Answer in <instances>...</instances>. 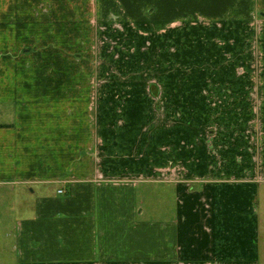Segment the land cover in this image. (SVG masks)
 Returning <instances> with one entry per match:
<instances>
[{
  "label": "crops",
  "instance_id": "crops-1",
  "mask_svg": "<svg viewBox=\"0 0 264 264\" xmlns=\"http://www.w3.org/2000/svg\"><path fill=\"white\" fill-rule=\"evenodd\" d=\"M259 2L264 7V0H116L117 15L112 19L122 26L200 24L198 30L202 25L214 31L189 33V44L182 49L184 57L196 58L195 69H187L191 63L186 60L182 66L191 73L207 74L193 82L192 92L187 91L188 83L155 86L145 96L137 81H40L28 55L0 48V191L8 195L4 201L10 215L17 217L8 231L12 241L7 246L14 264L258 262V185L253 180L240 182L237 172L240 167L248 169L249 160L253 161L240 160L231 142L230 146L221 143V137L226 143L228 137L233 139L231 122L238 115L231 108L230 112L209 114L217 121H228L231 129L214 137L211 132H194L187 123L180 129L165 126L148 133L147 161L134 157L115 160L114 156L103 162L86 156L73 158L93 148L116 155L118 148L125 152L127 143L126 151L135 154L139 151L135 147L145 143V135L136 124L120 128L116 121L155 120L152 105L178 103L174 97L180 104L192 99L205 106H264V80L222 76L239 73L249 54H240L235 43H224L232 42L235 35L226 36L220 26L244 21L248 17L241 16L242 9L254 10ZM12 17L2 13L0 25ZM13 19L15 31L18 25L22 28L24 21L18 16ZM139 47V55L134 57L142 60L145 53ZM165 56L166 66H173L174 54ZM136 69L129 71L135 73ZM174 88L180 91L173 92ZM93 102L98 110L122 103L128 112L122 117L101 112L104 116L101 114L99 129H95L100 143L92 139L89 109ZM142 105L149 107L147 113H141ZM165 114V120L171 121ZM182 117L187 121L190 115ZM158 136L163 141H157ZM209 142L215 143L211 145L214 155ZM160 144L162 150L165 146L164 159L157 160ZM48 151L51 158L45 156ZM62 154L73 156L72 160H62ZM141 168L149 170L148 178L131 176ZM158 169L183 171L180 177H170L167 172L158 177ZM126 170L129 179L124 177ZM158 194L164 197L162 206L155 213L146 212L142 206L146 197Z\"/></svg>",
  "mask_w": 264,
  "mask_h": 264
},
{
  "label": "rangeland",
  "instance_id": "rangeland-1",
  "mask_svg": "<svg viewBox=\"0 0 264 264\" xmlns=\"http://www.w3.org/2000/svg\"><path fill=\"white\" fill-rule=\"evenodd\" d=\"M115 2L116 0H0V15L6 12L8 16H13L8 23L0 25V34L5 33L1 35L0 48L18 49L24 56L28 55L29 65L34 68L35 77L40 81H91L96 83L137 81L141 85L142 95L145 96H149L150 91H155V86L164 88V84L168 85L171 82L188 83L191 84V87L187 91L192 92V87L196 84L193 82L204 79L207 74L187 71V69H195L196 58L184 57L182 49L189 44V33L214 31H208L207 27L202 25L200 26L202 30H198L200 24L176 23L166 28L153 25L138 28L135 24L122 26L112 19L113 15H117L114 7ZM259 3L256 4L254 10L242 9L244 13L241 16L248 17L244 21H239L238 24L232 26H220L226 36L227 33L235 35L232 42L227 40L224 43L228 45L235 43L238 45L240 54H249L248 63L242 65L239 73L223 74V79L231 78L233 75L235 79H238L243 75L242 79L257 82L264 80V7L261 2ZM14 16H18L24 21L22 28L20 25L16 26V31L15 24L12 22ZM140 45L141 50L144 51L142 54L145 53L142 60L140 57H134L136 54L139 55ZM166 53L168 56L171 53L174 54L172 57L174 65L171 67L166 66ZM19 59L21 58L19 57ZM183 60L191 63L189 68L182 66ZM133 69H136L135 73L129 71ZM167 69H173V71ZM172 91L180 90L174 88ZM173 100L178 103L162 104L160 99L156 100L160 102L152 105L153 111L155 110V120H148L147 117L146 120L116 121L120 128L129 123L136 124L139 132L146 136L142 138L145 139L144 145L135 147V150L139 148L135 154L132 150L126 151L130 146V143H127L124 145L125 152L123 153H120L121 149L119 151L118 148V154L108 155L103 151L97 152L93 148V150L77 153L73 159H84L86 156L91 161H96L98 158L100 162H103L104 159H111L114 156L112 159L115 160H120V158L133 160L134 157V159L147 161L149 155L148 133L159 132L165 126L180 129L184 123H187L189 128L194 129V132L202 134L205 131L206 134L211 132L210 136L214 137L218 132L228 131L230 129L228 128L229 122L217 121L209 114L233 110L234 114L238 115L237 119L231 122L233 124L231 127L233 139L228 137L226 140L229 142L226 143L225 138L221 137L223 140L221 143L222 146H230L231 142L234 149L238 151L237 157L240 160L247 157L253 161L252 163L249 160L248 169L240 167L237 172L240 173L238 178L240 182L253 180L258 185L255 203L258 210L259 238L256 237V240L259 241L257 249L259 260L256 264H264V106L261 104L205 106L195 104L192 99H189L190 101L186 104H180L179 98L174 97ZM98 106L93 102L90 105L89 113L93 129L92 139L99 142L101 136L96 135L95 129H99L98 123L101 114H103L101 112H110L111 114L115 112L120 117L123 116V113L128 112L124 111L125 105L122 103L110 106L112 110L107 106L106 110H98ZM148 109L147 105H142L141 113H147ZM149 111L153 114L152 108ZM165 113L172 117L171 121L165 120ZM183 115L187 117L190 115V117L186 121L182 119ZM126 141H128L127 138ZM157 141H163V136H158ZM160 143L163 146V142ZM161 144L157 146V160L164 159L165 146L162 147V150ZM207 145L214 155L212 146H215V143L209 142ZM174 155L178 156L177 153ZM45 156L51 158L52 152H46ZM108 156L109 158H107ZM72 157L62 154L61 159L72 160ZM117 171H122V168ZM133 171L136 172V170ZM182 171V169H172L171 171L158 169L156 173L158 177L165 175L166 172L170 177H180ZM100 172H102L101 169ZM148 172V169L141 168L139 173L131 176H139L141 180H144L148 178ZM243 172L245 175H242ZM129 175L126 170L124 177L129 179L131 177ZM146 187L142 185L141 188L147 190L148 187ZM6 198L8 199V195L0 191V264H14V255L7 246L12 241L8 231L17 217L10 215L4 201ZM146 198L147 200L144 201L146 204L142 206L146 212L151 211L152 213H155L158 206H162L160 203L162 204V200H164V197L159 194L152 199Z\"/></svg>",
  "mask_w": 264,
  "mask_h": 264
},
{
  "label": "built area",
  "instance_id": "built-area-1",
  "mask_svg": "<svg viewBox=\"0 0 264 264\" xmlns=\"http://www.w3.org/2000/svg\"><path fill=\"white\" fill-rule=\"evenodd\" d=\"M61 193V192H60Z\"/></svg>",
  "mask_w": 264,
  "mask_h": 264
}]
</instances>
